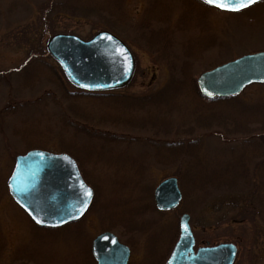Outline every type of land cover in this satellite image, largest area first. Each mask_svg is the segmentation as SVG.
<instances>
[{
    "label": "rangeland",
    "instance_id": "rangeland-1",
    "mask_svg": "<svg viewBox=\"0 0 264 264\" xmlns=\"http://www.w3.org/2000/svg\"><path fill=\"white\" fill-rule=\"evenodd\" d=\"M50 1L0 0V70L34 59L28 74L0 82V264H94L90 243L103 231L130 248L128 264H164L183 212L196 246L233 242V264H264V85L206 100L195 82L264 51V0L237 12L200 0H62L63 11L44 12ZM98 30L120 37L136 62L128 84L103 97L78 92L45 50L52 34L87 39ZM8 103L15 110L3 111ZM79 112L104 121H90L89 131L66 121ZM32 148L70 152L93 185L79 220L37 226L10 196L14 156ZM169 176L182 200L158 211L153 189ZM245 176L257 191L248 213L238 212L241 195L220 189Z\"/></svg>",
    "mask_w": 264,
    "mask_h": 264
},
{
    "label": "water",
    "instance_id": "water-1",
    "mask_svg": "<svg viewBox=\"0 0 264 264\" xmlns=\"http://www.w3.org/2000/svg\"><path fill=\"white\" fill-rule=\"evenodd\" d=\"M46 51L72 85L88 91L121 88L131 79L135 66L128 47L106 30L86 40L55 33L48 38ZM251 83L264 84V51L222 63L196 79L199 92L207 98L239 94ZM6 184L12 199L39 226L55 227L79 218L92 198V189L83 181L75 160L63 152L31 149L17 155ZM153 198L159 210L176 207L181 199L177 179L170 176L160 181ZM178 226V239L165 264H232L235 244L222 242L194 251L187 213L180 215ZM91 253L96 264H126L129 249L106 231L92 240Z\"/></svg>",
    "mask_w": 264,
    "mask_h": 264
},
{
    "label": "trees",
    "instance_id": "trees-1",
    "mask_svg": "<svg viewBox=\"0 0 264 264\" xmlns=\"http://www.w3.org/2000/svg\"><path fill=\"white\" fill-rule=\"evenodd\" d=\"M49 3H51V5H49ZM64 3H66V2H64V1H62V0H51L50 2H48V4L47 5H49V6H45V8H44V12H45V10L47 9V11L48 12H50L52 9H53V7H54V5H55V7H58V8H60L62 11L65 9V4ZM52 4H53V6H52ZM54 10H56V9H54ZM0 18H3V15H2V12L0 11ZM45 24V23H44ZM42 30H44L43 31V34L44 33H46L47 31V29H46V27H45V25H44V28L42 29ZM49 32H51V30H49ZM34 59H32L31 57L29 58V61H32V63L34 62L33 61ZM29 61H27V63L25 64V63H22L19 67H17V68H11V69H9V70H7V71H4V70H0V82H5V81H9V78H10V76H11V78H12V76L14 75V74H16V75H19V74H28V70L30 69V67H31V62H29ZM29 62V63H28ZM27 72V73H26ZM21 81H22V83H24L25 82V80L24 79H22L21 78ZM64 88H66V87H64ZM63 91V92H62ZM61 92H62V94L64 95V96H66V97H69V98H71L70 96H67L65 93H64V90H62ZM78 92H80V93H83V92H81V91H78ZM44 93H46V91L44 92ZM91 94H95V96H104L103 94H100L99 95V93H91ZM72 95V94H71ZM14 106L15 105H13V104H10V103H8V104H6L5 106H3L2 108L4 109L3 111H11V110H15L14 109ZM77 109V108H76ZM76 111V110H75ZM74 112V111H73ZM81 112H79V114H77V116L76 117H78V119L77 120H75L74 118H67V122H69V123H72L71 125H74V123L75 122H78V123H80V124H82V125H84L85 126V129H87L88 131H89V128H92L93 130H94V125H92V124H90V121L91 122H94V119L96 118L97 120L96 121H98V119H99V121H104L103 120V117H99V116H97V114L96 115H94V116H85V115H82V114H80ZM84 128V127H83ZM246 178H247V176H245V179H243L242 180V182H240V183H236V184H234L233 186H226V187H220V186H215L214 187V189H209L210 191H215L216 193H217V191L219 190V187H220V189H224V191H221L222 193H224V192H234V195H236V194H239V195H241L242 196V200H243V203H241V205H240V207H239V210H238V212L240 211H247V213H248V211H249V209L251 208L250 207V205H256V194H255V192L257 193V191H256V188L254 189L253 187H249L248 186V182H249V180H246ZM226 189V190H225ZM220 192V193H221ZM236 201H238L237 199H235ZM260 203V202H259ZM257 207V206H256ZM252 210V212L254 211V210H256V214L257 215H261L262 213H261V211L258 209V207H257V209H251ZM234 221H235V215H234Z\"/></svg>",
    "mask_w": 264,
    "mask_h": 264
},
{
    "label": "snow or ice",
    "instance_id": "snow-or-ice-1",
    "mask_svg": "<svg viewBox=\"0 0 264 264\" xmlns=\"http://www.w3.org/2000/svg\"><path fill=\"white\" fill-rule=\"evenodd\" d=\"M205 3L214 5L226 11H239L255 3L256 0H204ZM90 195V193H86ZM40 222L39 220L37 221Z\"/></svg>",
    "mask_w": 264,
    "mask_h": 264
},
{
    "label": "flooded vegetation",
    "instance_id": "flooded-vegetation-1",
    "mask_svg": "<svg viewBox=\"0 0 264 264\" xmlns=\"http://www.w3.org/2000/svg\"><path fill=\"white\" fill-rule=\"evenodd\" d=\"M87 184L91 187V189H92V191H93V198H92V202H93V199H94V197H95V189H94V187H93V185H91V184H89L88 182H87ZM92 202H91V204H92ZM91 204H90V206H91ZM90 206H89V208H90ZM88 208V209H89ZM73 223V222H72ZM93 239V238H92ZM126 245V244H125ZM127 246V245H126ZM128 247V246H127ZM129 248V247H128ZM90 255L92 256V258H93V261L95 262V260H94V257H93V255H92V253H91V243H90ZM129 256H130V248H129ZM91 258V259H92ZM128 260H129V257H128ZM95 264V263H94ZM127 264H128V262H127Z\"/></svg>",
    "mask_w": 264,
    "mask_h": 264
}]
</instances>
